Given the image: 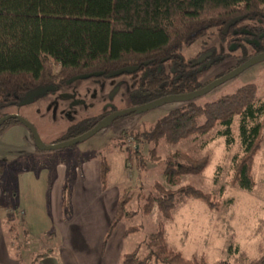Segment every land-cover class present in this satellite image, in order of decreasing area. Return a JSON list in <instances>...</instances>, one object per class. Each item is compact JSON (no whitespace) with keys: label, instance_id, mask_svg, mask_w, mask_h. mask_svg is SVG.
<instances>
[{"label":"trees","instance_id":"trees-1","mask_svg":"<svg viewBox=\"0 0 264 264\" xmlns=\"http://www.w3.org/2000/svg\"><path fill=\"white\" fill-rule=\"evenodd\" d=\"M238 16L261 19L260 26H264V0H0V110L18 105L32 91L61 85L73 76L93 71L106 73L127 65L138 66L134 72L139 73L137 104L193 92L207 83L196 81L199 71L178 65L184 62L182 48L209 32L220 33L227 21ZM241 37L245 35L238 36V41ZM247 58L242 55L236 66ZM254 94L253 85L244 84L210 102L199 104L195 98L184 99L142 130L122 129L120 137L132 139L133 153H138L139 143L163 139L173 144L215 128L212 137H222L225 147L237 142L239 150L231 157L230 182L248 191L254 184L251 160L264 119V100ZM103 117L82 120L69 138L89 130ZM10 121L16 122L10 119L3 124ZM98 161L101 188H105L107 162L103 157ZM206 163L205 158L171 153L164 158V184L174 186L180 176L200 172ZM65 180L66 176L61 187L64 219L69 213L71 185ZM157 188L159 194L151 202L156 203L163 220L170 218L177 197L211 202L209 193L192 185H180L175 190ZM127 199L119 195L102 245L122 216L134 213L123 211ZM163 220L145 241V252L136 248L122 253L118 264H264V250L256 257H247L234 249L230 260L186 258L166 245ZM5 222L9 224L6 232L11 230L5 234L8 243L21 242L24 237L16 234V221L11 222L8 215ZM257 229L264 238V219ZM132 230L125 228L123 235Z\"/></svg>","mask_w":264,"mask_h":264},{"label":"rangeland","instance_id":"rangeland-1","mask_svg":"<svg viewBox=\"0 0 264 264\" xmlns=\"http://www.w3.org/2000/svg\"><path fill=\"white\" fill-rule=\"evenodd\" d=\"M232 38L212 31L182 48L183 58H193L203 48L212 52L199 67L196 80L199 84H208L220 77L236 67V61L242 54L253 52L244 43V49L231 47L235 45ZM138 79L139 73L136 72L76 80L62 84L56 93H46L27 104L1 109L0 117L3 113L17 114L33 125L44 144L59 143L70 139L69 135L76 132L78 124L84 119L98 118L140 105L136 100L139 93L135 90ZM244 84H252L254 95L264 100V59L196 97L194 102L202 104L216 100ZM183 102L171 99L148 110L116 115L85 140L49 150L39 149L35 145L25 125L17 121L1 125L0 217L3 218L4 233L11 232H6V225L9 224L5 219L8 215L11 222L16 221L14 229L17 235L27 233L18 225L22 218L23 225L32 233L30 246H34L37 242L34 236L42 229L46 232L51 228L47 201L57 165L66 167L65 181L71 183L82 160L103 157L108 166L105 187L116 189L119 195L128 197L123 211L134 212L123 215L117 224L118 233L127 227L134 228L122 238V253L136 248L145 252V241L156 230L159 221L163 220L156 203L151 202V198L159 194L157 185L169 190H175L180 185H192L209 193L211 202L207 204L189 197L174 199L170 218L163 220L166 245L186 258L202 257L207 261L230 260L234 249L244 252L247 257H256L264 250V238L257 229L264 219V119L258 148L251 160L254 184L248 191L238 189L230 182L231 157L239 150L237 142L225 147L222 137H212L215 128L202 134H191L173 144L163 139L139 143L136 146L138 153H133L135 143L132 139L123 140L120 137L122 129L142 130ZM177 152L191 159L205 158L207 163L200 172L184 174L177 184L168 186L164 184L161 174L164 158ZM91 198L95 199V196ZM16 209L18 212L15 213ZM94 212L89 213L87 224H96L92 215ZM43 242H47V239ZM18 243L26 244L25 241Z\"/></svg>","mask_w":264,"mask_h":264},{"label":"crops","instance_id":"crops-1","mask_svg":"<svg viewBox=\"0 0 264 264\" xmlns=\"http://www.w3.org/2000/svg\"><path fill=\"white\" fill-rule=\"evenodd\" d=\"M95 158L84 159L80 167L75 168L76 178L70 185L69 213L65 219L62 217L61 187L66 167L57 165L47 201L51 228L46 230L48 234L42 229L34 236L37 241L34 246H30L32 233L23 225V219L19 227L27 232L21 234L24 237L22 242L26 244L19 245L17 241L9 244L2 228L3 218L0 217V264H118L124 237V230L118 233L117 224L120 221L104 245L102 242L107 225L115 214L119 193L116 189L101 188L99 161ZM93 195L95 199L91 198ZM92 211H95L92 213L96 219L95 225L86 222ZM45 239L47 242L44 243ZM45 250L48 251L47 255L37 256Z\"/></svg>","mask_w":264,"mask_h":264},{"label":"water","instance_id":"water-1","mask_svg":"<svg viewBox=\"0 0 264 264\" xmlns=\"http://www.w3.org/2000/svg\"><path fill=\"white\" fill-rule=\"evenodd\" d=\"M242 19H243V16H238V17L231 18L229 21H227V23L224 25V27L220 31L221 35H225L229 27H231L234 24L238 23ZM263 59H264V52L252 55L249 58H247L245 61L241 62L236 67L231 69L230 71L226 72L225 74H223L220 77L212 80L211 82H209L208 84H206L202 88H200L198 90H195L193 92L171 94V95H167V96L161 97L160 99H158L156 101H151V102L140 104V105H137V106H134V107H131V108H127V109H123V110H120V111L112 112V113L104 116L93 127H91L89 130L85 131L84 133H82V134H80L78 136L72 137V138H70L68 140H64V141H61L59 143H55V144H50V145L44 144L39 139V137H38V135L36 133V130L34 129L33 125L31 123H29L26 119L22 118L21 116H19L17 114H7V115H4V116L0 117V124L2 122H4L5 120L14 119L17 122L25 125L30 130V134L32 135V137H33V139L35 141V145L39 149L49 150V149H54V148L66 147V146H70V145L76 144L78 142H81V141L85 140L86 138L90 137L100 127H102L110 118H112V117H114L116 115L125 114V113H129V112H133V111L148 110L150 108H154V107L160 106V105L168 102L171 99H177V100L194 99V98H196L198 96H201V95L205 94L206 92L210 91L215 86L223 83L224 81L233 78L237 74L241 73L247 67H249L252 64H254L256 62H259V61H261ZM146 64H147V62L143 63V65H146ZM137 70H138V66L127 65V66H124V67H121V68H118V69H115V70H110V71H108L106 73H103L102 71H93V72H90V73H84V74H79V75L73 76V77L67 79L65 81V83L69 84V83H71V82H73L75 80L86 79V78H89V77H97V76H102V75L105 76V77H114V76H118L120 74L133 73V72H135ZM47 89L48 88H43V89L32 91L19 104H23V103L26 104V103L30 102L34 96H37L39 94H42V93L46 92Z\"/></svg>","mask_w":264,"mask_h":264},{"label":"flooded vegetation","instance_id":"flooded-vegetation-1","mask_svg":"<svg viewBox=\"0 0 264 264\" xmlns=\"http://www.w3.org/2000/svg\"><path fill=\"white\" fill-rule=\"evenodd\" d=\"M242 21H244V23H241ZM260 25H261V19H255L254 20V19H252L250 17H247V18H244V19L240 20L238 22V26L236 28H233V29L230 30L231 27H229L227 32H226V34L224 36H226L228 34L230 36H233L232 40L235 41L234 42L235 45H231V47L232 46H235L236 48L242 47L244 49L245 46L242 45V43L250 46L252 48L253 52L250 53V54H246L245 53L246 55H248V58H249L252 55L264 52V26H260ZM234 26H235V24H234ZM242 34H244L245 37L239 38L240 39L239 41L242 42L241 43V42L238 41V36H240ZM231 43L233 44V42H231ZM237 45H239V46L237 47ZM211 53L212 52L208 51V49H205V48L200 49V51H198L197 53L194 54L193 58H184V62H181V63L178 62V65L181 66V67L185 66V68H192V69L194 68L195 70L199 71L200 70L199 67L206 60L209 59ZM245 54H242V55H245ZM63 84H66L65 81L63 82ZM61 85L53 86L52 88H49L50 90L48 89L49 91L48 92L47 91L44 92V94H46V93H56L57 91H59L61 89V87H62ZM44 94L42 93V95H44ZM36 98H38V96H36V97L34 96L32 98V100H34ZM24 104L25 103L18 104V105H24ZM12 106H16V105H11V106H8V107H12ZM6 109H7V107H6ZM7 114H9V113H3L2 116L7 115ZM8 120H10V119H8ZM8 120H5L4 122H6ZM11 120H14V119H11ZM4 122H2L0 125H2ZM70 138H72V137H70Z\"/></svg>","mask_w":264,"mask_h":264}]
</instances>
